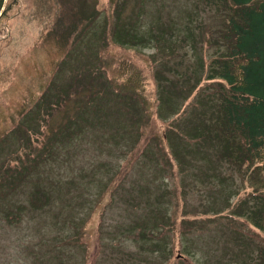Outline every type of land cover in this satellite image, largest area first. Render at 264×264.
<instances>
[{
  "label": "rangeland",
  "instance_id": "obj_1",
  "mask_svg": "<svg viewBox=\"0 0 264 264\" xmlns=\"http://www.w3.org/2000/svg\"><path fill=\"white\" fill-rule=\"evenodd\" d=\"M9 3L0 0L2 9ZM116 6L118 18L113 17ZM14 14L10 41L0 47V264H58L54 250L61 245L66 218L72 215L80 226L107 189L87 228V264L97 253L100 211L111 200L103 215V250L96 264H264L259 247L264 239L241 217L244 209H237L242 200L247 206L253 202L251 191H264L262 177L256 170H240L222 155L215 122L209 120L216 109L212 86L202 85L193 96L192 88L205 71L202 57L210 59L217 48V43L208 46L223 21L217 6L206 0H19ZM108 22L120 23L112 26L113 34ZM175 30L178 39H170ZM54 94L60 96L53 102L58 107L49 116H24ZM96 94L104 110L98 126L93 125L97 105L91 108L92 118L77 110ZM112 94H119L118 101ZM62 102L66 109L60 108ZM107 103L117 109L107 108ZM134 111L140 113L137 120L147 122L133 139L135 154L128 152L120 162L118 148L104 132L114 124L110 120L127 127ZM204 112L211 123L206 127L212 129L210 142L199 140L206 137L200 119ZM73 125L85 133L68 141L78 131L68 130ZM45 136L61 137L59 144L75 148L58 149L55 144L58 150L46 164V177L45 164L39 161L37 168L26 170L18 190L14 178L8 185L1 182L14 175L8 162L17 169L18 160L37 157L30 148L38 151L39 160L46 157ZM148 143L147 155L133 165L112 198L109 182L117 166V173H125L123 163L139 158ZM97 158L111 167L100 169L102 160ZM52 185L60 187L52 192L49 213L44 193ZM183 220L190 225L182 234L192 241L183 240L178 231ZM68 244L64 241L66 263L84 264V247Z\"/></svg>",
  "mask_w": 264,
  "mask_h": 264
},
{
  "label": "trees",
  "instance_id": "obj_2",
  "mask_svg": "<svg viewBox=\"0 0 264 264\" xmlns=\"http://www.w3.org/2000/svg\"><path fill=\"white\" fill-rule=\"evenodd\" d=\"M3 2L4 0H2V3ZM9 2V5H7L4 9H2V5L0 6L1 48L5 47V43L10 41L11 34L13 32V27H11V23L13 22L12 18L16 16V14H14V8L16 3H19V0H9ZM206 2L208 4L217 6L219 11L222 12L223 21L220 25L221 27L216 32L217 34L215 36L209 37L208 46L217 43L215 44L217 48L210 59H205L204 57H202L203 67L205 68V71L200 77V79H202V83L200 82L201 85L199 86V79L196 86L192 88L193 91L196 89V92L193 96H195L199 92V90L202 88V85L206 84L207 87L212 86L213 93L211 94V96L214 95L216 109L214 112H212V114H210L209 120L212 121L213 119V122H215L216 131L214 133H217V139L221 143L220 148L222 150L221 153H223L222 155L225 154L230 162H233L236 166L239 167L240 170L245 167L246 170L248 169L247 171L250 174H252L255 170L258 171L264 183V0H206ZM120 15L121 12L119 6H116L113 17L118 18ZM98 17L99 13L94 16L93 22H95ZM118 24L120 23L112 25L111 22H108L109 32H112L113 34L112 26L116 28ZM89 28L92 29L93 26L91 25L89 26ZM151 31L153 32V29ZM176 32L177 30L171 33L170 39H178L175 34ZM206 37L207 34L204 35V39ZM143 41L145 44L146 38L144 36ZM75 43L80 44L78 48H82L81 41H77ZM100 72L102 73L101 70ZM98 75L99 80L101 79L102 81V76L99 72ZM100 83V87H102L103 82H98V84ZM105 87L107 92L111 91L109 85L105 84ZM191 91L189 93H191ZM96 96L97 97L91 98L89 105H83V109L77 108L78 111H84V114L92 118L91 108L97 105L98 118L93 122L94 126H98V124L100 123L99 117L104 111L103 107L100 104V100H102L101 95L96 94ZM112 97L113 99L118 101L119 94H112ZM59 98L60 96H56L54 94L51 97L49 96L44 104L35 103L28 111H26V113H24V116L28 115L29 112V115L33 112H37V114L40 112L43 113L44 116H49L47 112H51L53 107H58L57 103L55 104L53 102L57 101ZM63 99L69 101L68 96ZM210 99V102H213V99ZM59 105L60 108H67V104H63V102ZM112 107L115 106L111 103H107V108L110 109ZM115 108L117 109V107ZM107 112L108 114L110 113V111ZM206 113L207 112H204L203 115H200V119L203 123H205L203 124L204 131H202L206 135V137L202 138L197 137L200 138L199 140L201 142L207 140L209 141V139L211 138V134L208 133L212 132V129L210 128V130H207L206 128L211 125V123H207L208 121H206L205 119V117H207ZM132 115L133 117H131V120L128 123L127 127L124 125L125 123L123 124V122L118 123L117 121L110 120L113 121L114 124L109 123L107 130L105 129L106 131L104 132L106 136L109 134L108 137L110 142L118 148L120 153L118 159L120 160V162L123 159L124 155L128 152L131 155L135 154L136 149L134 147L133 139L137 138L140 135L138 128L143 124L145 125L147 122L146 119H136L140 115V113L137 111L132 112ZM24 116L21 118V120H23ZM21 120H19V122ZM21 122L23 123V121ZM39 126H41L40 123L37 127ZM74 127H76L78 131L74 132L73 134L71 130L73 131ZM58 128V132L60 133L64 127L60 126ZM143 129L144 128L142 127V129L140 130ZM68 130L71 132V134L66 137L67 140H74L75 138H79V132H81V134L85 133V130L77 125L69 127ZM129 131L132 132L130 133V135ZM10 132L12 133V131ZM10 132L8 135H6V138L9 137V135L11 134ZM133 133L135 136H133ZM19 134L22 135L23 132L20 131ZM124 134L128 138H124L122 136ZM94 136L98 138L102 135L100 133H96ZM60 138L61 137L52 138L48 136H45L43 138V146L46 148V157L42 158V160H39L38 158V151L35 152L30 148L29 151L31 153H36V158H29L28 156H26L23 160H18V164L16 165L17 169L11 167V163H13V161L11 163L8 162L10 164L9 169L14 173V175L11 177L8 175L4 176V178L1 179V182H7L5 184L8 185L10 182L9 180L14 178L15 180H17V186L15 190H18L25 181L26 177L24 175L26 170L31 167L37 168V166L39 165V161L45 164L46 177V164L51 162L55 158V152L60 148H75V146H71L72 144L70 143L68 145L59 144L61 142ZM203 138H205L206 140H203ZM105 140H107V138H105ZM55 144L58 145V149L54 148ZM81 147L82 146H76V148ZM149 147L150 143L145 146V149L143 150L139 158L130 161L129 157L123 163V165L121 166V170L123 171V169H126L125 173H122L121 171L117 173L120 164L117 166V169L109 182V184L114 187V191L111 192L112 198L115 190L119 187V185L122 186L127 175L132 171L133 165L138 160H140L142 156L147 155V149ZM97 159L102 160L99 168L101 167L104 170H108V168L111 167V165L106 162V159ZM93 169L95 171V167H93ZM109 184L107 185V188H109ZM60 186H63V184H60ZM60 186H47L45 190L44 200L47 211L49 213L51 212L52 192L54 189ZM121 186L119 188H121ZM107 192L108 189L99 194V198L96 201L95 206L89 213L87 220L83 221L80 226H76V223L74 222L75 220L70 219L72 215L66 218L65 227H63L64 236H62V240L60 242L61 245L59 244L54 250L58 264H67L64 258V255L67 252L64 249V241L72 245L79 243L81 246H83L84 252L86 253L84 264H87L86 261L90 253V247L87 238V228L91 221V218L93 217V214L97 213L99 210L97 208V204L105 200V195L107 194ZM240 194L241 192L235 195L239 196ZM249 195L254 199L253 202H250V204L247 206L245 201L242 200L240 201V204L238 203L237 209H244L245 216L241 217H244L245 221L248 222L250 226L253 227V229L257 232V235H261L264 239V191H251ZM20 203L27 204V202L22 198L20 199ZM112 204L113 200H111L110 203H107V205L100 211V217L96 231L97 253L93 259L92 264H96L97 259L102 253L103 243L101 231L103 224V215L105 213V209ZM2 209L7 210L3 207ZM212 209L213 206H208L209 212H211ZM24 211H26L27 214V205ZM5 213L8 217L12 216L19 219L17 214H12L10 212L8 213V211H5ZM237 217L239 218L240 216ZM186 225L190 224H188L187 221L183 220L178 229L181 234L183 233L182 230ZM163 227H166V225H163ZM173 231H175V229H173ZM145 234L146 232L142 231L143 239L146 238ZM182 235H185V239L183 240H187V233H184ZM192 240L193 239L189 238L187 241ZM262 242L264 243V241ZM188 246L191 247L192 245L189 243ZM259 247L262 252L261 258L264 261V244H259ZM234 261V264H236L240 260ZM256 262L257 260L255 261V264Z\"/></svg>",
  "mask_w": 264,
  "mask_h": 264
}]
</instances>
